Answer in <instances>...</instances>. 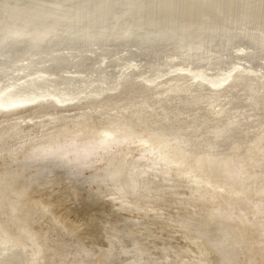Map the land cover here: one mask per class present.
I'll return each instance as SVG.
<instances>
[{"label":"bare ground","instance_id":"obj_1","mask_svg":"<svg viewBox=\"0 0 264 264\" xmlns=\"http://www.w3.org/2000/svg\"><path fill=\"white\" fill-rule=\"evenodd\" d=\"M117 40L115 52L146 48L154 61L135 73L138 56H120L110 74L58 84L48 79L58 66L19 73L65 67L54 53L79 41ZM154 41L165 46L149 48ZM89 95L97 105L47 115L57 132L0 153V243L24 255L0 264L93 263L87 250L49 244L65 229L51 225L36 242L28 233L48 217L29 205L31 193L57 181L105 189L138 216L149 186L185 189L198 213L178 224L215 264H264V0H0V111L20 101L79 105ZM25 124L37 123L8 128Z\"/></svg>","mask_w":264,"mask_h":264},{"label":"rangeland","instance_id":"obj_2","mask_svg":"<svg viewBox=\"0 0 264 264\" xmlns=\"http://www.w3.org/2000/svg\"><path fill=\"white\" fill-rule=\"evenodd\" d=\"M133 39L139 40L135 37ZM117 42L118 40L112 46L107 43L79 41L68 51L54 53L57 58H64L62 65L65 67L59 66L60 63L54 65L49 61L44 64H31L29 70L26 69L19 73L25 75L27 71L58 66L55 74L49 76L48 79L57 84L68 78L85 81L88 80L87 78H98L99 69L110 74L115 70L107 67V64L110 62L120 64L122 60H117V57L129 58L130 54L138 56L134 58L137 61L141 60V64L136 62L138 69H135V73L142 71L145 61L151 59L148 55L152 51L150 50V53L146 48L139 50L132 46L115 52ZM160 46H165V42H151L149 48L155 49ZM113 53L117 55L108 58ZM89 59L93 62H89ZM40 60L48 59L42 56L37 63ZM151 60L154 61V59ZM86 66L92 68L94 73L89 75L85 72ZM72 83L79 84L74 81ZM82 84L83 82L80 83ZM60 87L62 88L63 85ZM112 95L113 93H109L103 97H112ZM92 104L97 105V99L89 95L86 99L79 97V105L71 101L58 105L44 100H35L15 102L3 107V111H0V153L9 148L19 147L26 139L35 140L42 137L43 131H49L47 135L57 132L60 124L47 123V120H51L48 114L65 112L64 114L69 115L79 107ZM42 115L45 116L29 120L33 116ZM18 120L33 121L37 124L33 127L25 124L10 130L8 127ZM25 131L29 137H25ZM15 135L19 139H15ZM150 181L157 184L159 178L153 177ZM81 185L70 181H57L44 190L39 189L31 193L28 199L30 206L36 203L48 209V217L29 228L28 233L33 242H36L49 226L54 225L59 229H65L67 234L60 235L55 231L49 233L47 236L49 244H69L74 248L87 250L90 253L92 264H128L138 257L144 264L216 263L217 258L201 249L199 243H194L192 238L186 236L179 226L184 221L193 220L198 213L197 207L189 199L187 190H174L170 184L149 186L143 210L138 216L131 213L129 205L132 206V202L130 200L119 199L105 189L99 190L93 186ZM121 205H123L122 208H120ZM48 251L51 252L49 249ZM105 252L111 253V259L106 262L101 261L102 254ZM3 256L5 255H1ZM48 258L49 254L43 260Z\"/></svg>","mask_w":264,"mask_h":264},{"label":"water","instance_id":"obj_3","mask_svg":"<svg viewBox=\"0 0 264 264\" xmlns=\"http://www.w3.org/2000/svg\"><path fill=\"white\" fill-rule=\"evenodd\" d=\"M4 247L7 248V250H4ZM0 249L2 251H7L8 254H5L4 257H1L0 256V262L3 261L4 259L8 258L9 256H15V257H18L17 259L20 260L19 258H22V262H23V258H24V255L20 254L21 256H18V255H15L13 251H19L18 248H14L12 247L10 244L8 243H0ZM21 251V250H20Z\"/></svg>","mask_w":264,"mask_h":264}]
</instances>
